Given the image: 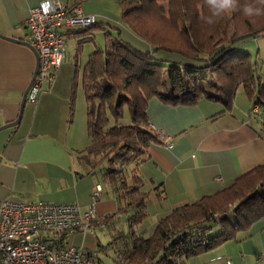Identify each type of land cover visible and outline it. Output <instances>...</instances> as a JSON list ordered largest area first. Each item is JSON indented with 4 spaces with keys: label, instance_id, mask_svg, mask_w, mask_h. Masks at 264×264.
Returning <instances> with one entry per match:
<instances>
[{
    "label": "crops",
    "instance_id": "obj_1",
    "mask_svg": "<svg viewBox=\"0 0 264 264\" xmlns=\"http://www.w3.org/2000/svg\"><path fill=\"white\" fill-rule=\"evenodd\" d=\"M41 1L0 0V127L20 116L15 126L0 130V200L76 204L86 210L93 189L99 185L94 232L105 226L112 234L113 227L128 233L132 210L119 211L123 206L103 176L106 163L89 165L82 157L90 144L82 79L92 53L85 57L83 47L96 41L98 35L106 37L107 45L119 36L141 52H149L150 47L123 24L120 0H58L94 15L98 27L90 29L86 38L73 36L82 31L79 29L65 32V54L53 85L43 90L36 103L25 101L21 108L36 58L30 48L4 37L26 42L28 11ZM155 57L182 61L164 52ZM237 90L228 107L209 99L190 105L164 103L158 97L149 100L147 117L157 140L148 148V159L133 171L143 181L140 190L145 194L146 213L134 227V236H152L159 220L176 208L217 194L254 168L264 167V128L250 117L257 104L242 86L237 98ZM80 94L84 99L83 128ZM260 189L264 195V187ZM107 216L112 218L103 225ZM94 232L73 233L68 241L97 256ZM224 259L233 264H264V214L235 239L191 257L185 264H219Z\"/></svg>",
    "mask_w": 264,
    "mask_h": 264
},
{
    "label": "trees",
    "instance_id": "obj_2",
    "mask_svg": "<svg viewBox=\"0 0 264 264\" xmlns=\"http://www.w3.org/2000/svg\"><path fill=\"white\" fill-rule=\"evenodd\" d=\"M120 5L123 24L150 51L136 50L115 36L105 49L96 48L88 56L82 81L90 144L82 157L89 165L106 163L103 176L123 206L119 211L132 210L127 235L117 237V241L124 239L123 264H185L187 259L235 239L264 214L260 190L264 167L254 168L217 194L176 208L159 220L152 236H134V227L146 213L145 194L140 190L143 181L133 171L148 159V148L157 140L149 129L147 105L158 97L173 105L209 99L228 107L242 86L254 104L264 107V84L255 74L250 55L237 49L239 43L264 32V22L256 28L247 26L244 33L232 30L226 15L208 24L206 0H167L166 9L157 6L156 0H120ZM147 16H159L173 25L184 45L143 31L139 24ZM96 27L73 36L86 38ZM158 52L177 55L182 61L160 60L155 57ZM207 72L215 75L213 81L208 80ZM125 111L129 121L122 123ZM111 218L105 217L103 225ZM97 223L91 224L93 232ZM215 229L219 232L209 236Z\"/></svg>",
    "mask_w": 264,
    "mask_h": 264
},
{
    "label": "built area",
    "instance_id": "obj_3",
    "mask_svg": "<svg viewBox=\"0 0 264 264\" xmlns=\"http://www.w3.org/2000/svg\"><path fill=\"white\" fill-rule=\"evenodd\" d=\"M94 24V15L58 0H43L29 9L24 22L26 42L36 51L39 63L26 95L28 103H36L43 90L53 85L65 54V32ZM250 117L264 127V108L255 105ZM163 142L170 147L168 140ZM100 192L101 187L95 186L86 210L76 204L0 200V264H101L95 253L68 241L73 233L93 234ZM219 264L233 263L224 259Z\"/></svg>",
    "mask_w": 264,
    "mask_h": 264
},
{
    "label": "rangeland",
    "instance_id": "obj_4",
    "mask_svg": "<svg viewBox=\"0 0 264 264\" xmlns=\"http://www.w3.org/2000/svg\"><path fill=\"white\" fill-rule=\"evenodd\" d=\"M253 0H239L240 8H238L236 11L230 12L226 14V19L229 20V25L232 30H238L239 32L244 33V31L247 30V26H253L254 28L260 27L262 23L264 22V16H258L249 18L246 17L242 12V6L246 3H251ZM157 6H160L164 9L167 7V0H156ZM211 15V12L209 8H207V17ZM163 19H160L158 17H148L146 20L143 18L141 23L139 24L140 27H142V30L147 33L156 34L157 36H160V39L166 40L168 39L170 43H177L180 45H184V42L182 43V38L178 37V33H176V29L171 25L169 22H163L161 21ZM214 21L218 20V17H213ZM246 28V29H245ZM253 28V29H254ZM149 31V32H148ZM264 32H260L257 36H261L257 38V40L253 39H247L244 41L239 47H238V53H247L252 58V63L254 65V71L255 74L260 79V82L264 84ZM253 38V37H252ZM257 41L259 45L257 44ZM70 43V42H69ZM90 44L86 47H83L84 49V55L85 57L89 55L91 52H93L96 48L97 49H105L107 46V40L106 37H102V35H98L96 38V41L89 42ZM69 45V44H68ZM179 47V46H178ZM181 48V47H179ZM83 59V57H82ZM208 80H214L215 75L212 73L207 72ZM167 79V76L165 77V80ZM167 90L171 91V85L167 83ZM215 92V91H211ZM241 94V86L237 90V98H239V95ZM82 95H79L80 101H79V107L81 109V121L80 124L83 128L84 126V99H82ZM239 103V101H237ZM264 108V107H262ZM129 121V117L127 114V111H125V115L122 119V123H126ZM264 128V127H263ZM150 131L152 129L149 127ZM262 191V189H260ZM114 225H118L117 222L113 223ZM214 226V225H211ZM111 227V225H110ZM215 227V226H214ZM111 229V228H110ZM109 227H103L102 229H97L96 232H94L93 238L95 241L99 242V249L95 247V251L98 253L96 258L99 260L101 264H123L122 262V248L124 239H119L117 241V237L119 236V233H121L120 229L118 227H113L112 230L114 231L113 234L110 232ZM219 232V229H215L214 231L211 230L209 233V236H213ZM127 235V233H124ZM70 244L74 245L70 242ZM215 249V248H213Z\"/></svg>",
    "mask_w": 264,
    "mask_h": 264
},
{
    "label": "clouds",
    "instance_id": "obj_5",
    "mask_svg": "<svg viewBox=\"0 0 264 264\" xmlns=\"http://www.w3.org/2000/svg\"><path fill=\"white\" fill-rule=\"evenodd\" d=\"M211 15L205 17L208 24L214 23L213 17H221L240 8L239 0H206ZM242 12L246 17L253 18L264 16V0H253L242 6Z\"/></svg>",
    "mask_w": 264,
    "mask_h": 264
},
{
    "label": "water",
    "instance_id": "obj_6",
    "mask_svg": "<svg viewBox=\"0 0 264 264\" xmlns=\"http://www.w3.org/2000/svg\"><path fill=\"white\" fill-rule=\"evenodd\" d=\"M4 38L7 39V40H10V41H13V42H16V43L22 44V45H24V46L30 48V49L33 51L34 56H35V58H36L35 70H34V72H33L32 78H31V80H30V82H29V85L27 86V89H26V91H25V93H24V95H23V97H22V100H21V108H22V106L24 105V103H25V101H26V95H27V93H28V90H29V88H30V86H31V84H32V82H33L35 76H36V73H37L38 63H39L38 55H37L36 51H35V50H34V49H33V48H32L27 42H21V41H18V40H14V39H11V38H7V37H4ZM19 117H20V116H18V119L15 120L14 122H12V123H10V124H7V125H5V126L0 127V130L15 126V125L18 123V121H19Z\"/></svg>",
    "mask_w": 264,
    "mask_h": 264
}]
</instances>
